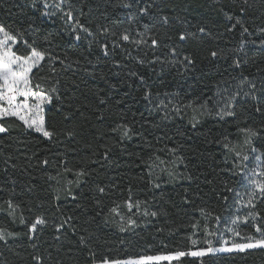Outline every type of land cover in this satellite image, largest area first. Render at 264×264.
Instances as JSON below:
<instances>
[{
  "label": "trees",
  "instance_id": "obj_1",
  "mask_svg": "<svg viewBox=\"0 0 264 264\" xmlns=\"http://www.w3.org/2000/svg\"><path fill=\"white\" fill-rule=\"evenodd\" d=\"M68 2L81 23L94 32L101 24L117 32L128 29L133 39H138L136 32H143L147 25L160 35L162 43L155 49L130 42L113 48L111 37H88L83 32L78 33L82 38L77 41L59 12L55 10L51 17L41 14L45 9L40 0H0V25L28 34L36 29L40 40L49 37L54 51L69 58L67 66L56 65L60 100L54 99L46 112L49 126L76 133L49 142L26 131L15 118L6 122L10 132L0 134V187L5 189L0 191V204L12 194L20 209L15 219L6 210L0 211V226L17 234L0 241V264H33L32 257L37 254L44 264H93L105 258L127 260L177 251L186 255L147 264H264V250L260 249L190 254L196 249L221 247L226 241L230 245L244 242L227 231L231 223H223L246 215L233 206V193L225 191L221 183L227 180L235 187L239 179L223 171L232 162L223 140L227 137L233 146L242 136L238 126L258 128L264 121L256 111L264 108V73L257 72L264 69L260 44L264 34L259 31L264 28V0H248L247 5L244 0H154L150 16H167L166 25L149 17L132 19L129 9L117 6L119 0ZM237 19L249 28L248 33L241 35L239 26L232 28ZM201 26L206 33L198 31ZM182 32L194 35L181 41ZM241 40L244 47L232 51ZM105 42L109 45L107 56L98 47ZM173 47L175 56L170 52ZM212 51L224 55L212 57ZM23 52L21 45L20 54ZM185 56L191 58L190 65L171 63ZM235 59L243 62L239 68L234 66ZM47 71L45 66L41 75ZM133 71L138 76L131 77ZM242 76L254 81V99L243 95L249 89L245 85L241 91ZM149 91L152 96L146 100ZM236 92L241 94L229 102ZM161 100L168 106L167 119ZM226 109L234 110L235 116L216 114ZM120 123L131 126V139L122 140L112 131ZM106 148L110 149L107 159ZM171 148L178 151L170 153ZM9 156L11 160L5 164ZM157 156L168 164L156 166L149 158ZM45 158L49 164L38 163ZM65 167L71 171L65 172ZM165 167L168 171L161 170ZM81 168L91 175L80 177L77 186L75 173ZM97 186L106 187V193H98ZM129 189L133 203L142 202L139 212L133 208L129 213L124 206ZM236 190L243 193L242 187ZM223 196L229 200L225 202ZM114 203L121 205L120 214L131 218L134 225L108 211ZM145 204L149 213L158 215H143ZM201 207L220 215L222 221L218 224L211 216L202 215ZM258 210L264 215V205ZM21 214L27 223L37 215L47 217V225L38 226L35 239L20 222ZM69 216L71 221L57 232L53 225ZM236 230L255 235L251 225L242 221Z\"/></svg>",
  "mask_w": 264,
  "mask_h": 264
},
{
  "label": "snow or ice",
  "instance_id": "obj_2",
  "mask_svg": "<svg viewBox=\"0 0 264 264\" xmlns=\"http://www.w3.org/2000/svg\"><path fill=\"white\" fill-rule=\"evenodd\" d=\"M41 6L45 9L41 14L45 17L54 16L55 13L47 11V9L54 8L57 12L61 14L64 22L69 26L74 34L75 40H80L82 37L78 34L83 32L88 37H94L99 34L100 36L105 37L107 40L108 37L112 38L113 48L119 47L122 42H130L137 46L143 45L145 47H151L153 49L157 48L162 43V38L157 32H153L151 29H148L145 25V30L143 32H136L138 39H133L132 32L128 29L117 32L109 29L107 26L97 24L95 32L89 26L84 23H81L80 18L75 14L77 11L73 8L72 4L68 0H53L51 5L49 0H40ZM244 4H248V0H244ZM143 5V6H141ZM35 6V4H34ZM117 6L124 7L130 10L129 15L132 19H135L137 16L140 17H149V19H157L163 24L168 23L167 16L153 17L150 16V9L154 6V0H119ZM132 19L129 20V24L132 23ZM228 19H233L231 16ZM239 26L241 28V35L248 33L249 28L244 26V23L237 19L232 25V28ZM200 33H206L207 29L204 26L198 28ZM259 31L264 34V28H260ZM31 34L26 33L25 31H19L16 29H8L4 25H0V134H6L10 132V129L5 126L6 122L10 118H15L20 122V125L26 131H32L41 135L42 138L46 139L49 142H54L60 135H65L67 137H74L76 133L72 130H62L57 131L54 126H49L48 116L46 108L50 105H53V100H60L59 96V84L60 80L57 79L59 75V69L56 67L57 64L62 66H67L69 63V58L64 55L58 54L54 51V41L49 37L45 36L43 40H40L36 35V29H30ZM194 35L193 33L182 32L179 39L184 41L188 39L189 36ZM245 41L241 40L238 48L233 49L232 51L238 52L244 47ZM261 47L264 48V40L260 41ZM23 46L24 52L20 54V46ZM91 47V42L89 44ZM98 47L104 53L105 56L109 54V45L107 42L98 43ZM170 52L173 56L177 54V49L175 47L170 49ZM212 57H217L224 55L220 51H212L210 53ZM144 63L143 60L139 61ZM159 62V61H157ZM78 63V62H77ZM91 63V62H89ZM171 63L181 64L183 66H188L192 63L190 57L185 56L182 60H173ZM243 62L240 59L234 60V66L239 68ZM47 66V73L41 75L42 70ZM258 73H264V69H257ZM131 77H136L138 74L136 72H130ZM140 80H143V76L138 77ZM247 85L248 91L243 92L245 96H251L253 99L256 96V85L253 80H250L248 77H243L240 80L239 86L241 91L243 87ZM241 92H236L229 97V102L234 100L236 96L240 95ZM159 96V94H156ZM152 96V93L145 92V99L148 100ZM104 103L103 100L100 101ZM160 106L165 109V119L168 118L167 108L168 106L164 103L163 100L160 101ZM179 108L175 107V111L179 112ZM256 111L264 116V108L257 107ZM217 115H227L235 116L234 110H224L222 112L216 113ZM113 132L119 133L120 139H131L132 128L128 123L117 124L113 129ZM238 132L243 135V147L237 149L236 147L230 145L227 140V137L223 140V147L228 149L231 153V166L224 169L225 174L229 177H238L236 181V186H232L230 181H222V186L225 191L233 193L235 197L233 201V206L238 207V210L242 208L246 215L241 218L240 215H237L234 219L223 220V223L227 225L231 223L232 227L227 228L229 233H232L235 237L242 239V243H232L231 247L224 249H213L209 247L206 251L207 253L219 252V251H238L244 253L249 250H264V215L259 211L260 205H264V121L261 122L260 127H251V126H238ZM259 142L257 146L256 142ZM220 142V141H218ZM0 143H3V140H0ZM246 149V150H245ZM110 149L106 148L104 152V158L107 159ZM170 153L175 154L178 149L171 148L168 149ZM35 155V154H34ZM150 160H153V163L156 166L167 165L168 162L162 160L160 157H150ZM11 160V157L5 159V164ZM143 162V161H142ZM180 162L183 163V158H180ZM43 165L50 163L48 158L38 161ZM12 168L17 167V165L12 164ZM151 167V165H150ZM162 171H168L167 167L162 168ZM65 172L71 171V169L64 168ZM57 175H60L58 172ZM77 176L76 184L77 186L80 183V177L91 175V173L85 171L81 168L75 173ZM169 175H173L172 172H169ZM192 179L191 176L187 177ZM48 179L55 180L56 177L49 176ZM72 182L69 181V184ZM210 183V182H209ZM114 187V186H113ZM159 187V185H155ZM237 187L243 188V193H240L236 190ZM0 191H5L0 187ZM96 191L100 194L106 193V187L97 186ZM68 194L71 195V190H68ZM75 198V197H73ZM56 199H59L57 195ZM222 199L227 202L229 200L228 196H223ZM187 203V201H185ZM124 206L127 207L129 213L132 212L133 208L137 212L140 211L141 201L136 200L135 203L132 201L131 189H129V198L124 201ZM96 204L101 205V201L97 200ZM6 206V209H5ZM80 207V205H77ZM120 204H115L114 206L108 209V211L115 215H120L119 208ZM147 205L145 204V211L143 215H151L153 217L157 216L158 213L155 211L148 212L146 210ZM20 209V205L14 202L12 194L8 200L4 201L3 204H0V211H7V215L15 219L17 210ZM57 211H60L57 208ZM199 212L205 216H211L215 219L218 224L222 221L220 215H214L211 211L201 207ZM72 217H64L60 222L54 224L57 232H60L65 224H68L71 221ZM243 222L245 226L251 225L254 229L253 234H241L240 231L236 230L240 222ZM22 224H25L28 227L29 232L32 235V238L35 239V233L38 231V226L47 225V217L44 215H37L31 223H27L23 215L21 214ZM132 219H128L129 225H134ZM193 227H196L194 224ZM123 230V227L121 228ZM219 227L217 232H219ZM16 233L8 231L5 227L0 226V241L6 240L9 237H14ZM57 240L60 237H56ZM80 242L84 243L85 238L80 237ZM195 243V241H193ZM227 243V241L225 242ZM37 247L36 244H33V248ZM192 256H202L205 252H191ZM186 253L183 251L175 252L174 256H165V257H144L141 256L137 260L133 261H119L113 260L109 261L108 259H103L101 264H147L148 261L154 260H172L174 258H179L185 256ZM33 264H44V260L40 255H34L32 257ZM95 264V261H94Z\"/></svg>",
  "mask_w": 264,
  "mask_h": 264
},
{
  "label": "rangeland",
  "instance_id": "obj_3",
  "mask_svg": "<svg viewBox=\"0 0 264 264\" xmlns=\"http://www.w3.org/2000/svg\"><path fill=\"white\" fill-rule=\"evenodd\" d=\"M51 1H49V4L51 5ZM48 11H50V12H53V13H55V10L56 9H54V8H49V9H47ZM243 140H244V137H243V135L241 136V139L240 140H238L233 146L234 147H236L238 150L239 149H241L242 147H243ZM246 150V149H245ZM120 218H121V220L122 221H124V222H128V219H129V217L128 216H123L122 214H120ZM131 219V218H130ZM228 247H231V245L229 244V243H225L223 246H221V247H218V248H216V247H214V246H211V248H213V249H224V248H228ZM208 248H205V249H196V250H193V251H191V252H205V254L207 253V250ZM190 252V253H191ZM174 254L175 253H171V254H161V255H154V256H151V257H165V256H174ZM144 257H149V256H144ZM140 257H138V258H132V259H127V260H119V261H133V260H137V259H139ZM174 259H176V258H174ZM173 260V259H172ZM168 261H171V260H164V259H160V260H154V261H148V262H168ZM94 264V263H93ZM95 264H101V263H95Z\"/></svg>",
  "mask_w": 264,
  "mask_h": 264
}]
</instances>
